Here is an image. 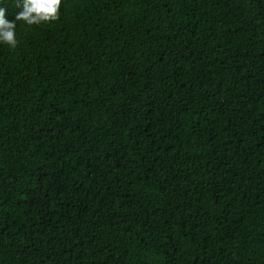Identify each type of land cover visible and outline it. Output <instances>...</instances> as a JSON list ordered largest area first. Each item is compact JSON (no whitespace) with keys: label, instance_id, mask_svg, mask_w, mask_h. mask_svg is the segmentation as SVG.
<instances>
[{"label":"trees","instance_id":"obj_1","mask_svg":"<svg viewBox=\"0 0 264 264\" xmlns=\"http://www.w3.org/2000/svg\"><path fill=\"white\" fill-rule=\"evenodd\" d=\"M15 34L0 264H264V0H61Z\"/></svg>","mask_w":264,"mask_h":264},{"label":"clouds","instance_id":"obj_2","mask_svg":"<svg viewBox=\"0 0 264 264\" xmlns=\"http://www.w3.org/2000/svg\"><path fill=\"white\" fill-rule=\"evenodd\" d=\"M61 0H16L19 9L14 18L6 16V10L0 7V44L7 45L10 49L17 47L16 23L41 25L59 19Z\"/></svg>","mask_w":264,"mask_h":264}]
</instances>
